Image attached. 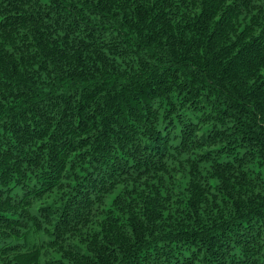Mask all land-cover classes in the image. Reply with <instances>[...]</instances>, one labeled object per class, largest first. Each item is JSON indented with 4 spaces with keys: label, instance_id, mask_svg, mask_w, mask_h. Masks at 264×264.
<instances>
[{
    "label": "trees",
    "instance_id": "trees-1",
    "mask_svg": "<svg viewBox=\"0 0 264 264\" xmlns=\"http://www.w3.org/2000/svg\"><path fill=\"white\" fill-rule=\"evenodd\" d=\"M0 264H264V0H0Z\"/></svg>",
    "mask_w": 264,
    "mask_h": 264
}]
</instances>
